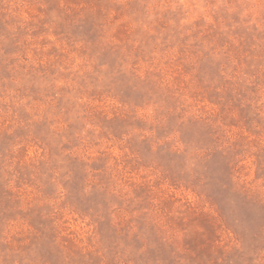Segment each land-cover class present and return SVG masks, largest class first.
I'll return each mask as SVG.
<instances>
[{
    "label": "rangeland",
    "instance_id": "rangeland-1",
    "mask_svg": "<svg viewBox=\"0 0 264 264\" xmlns=\"http://www.w3.org/2000/svg\"><path fill=\"white\" fill-rule=\"evenodd\" d=\"M0 264H264V0H0Z\"/></svg>",
    "mask_w": 264,
    "mask_h": 264
}]
</instances>
